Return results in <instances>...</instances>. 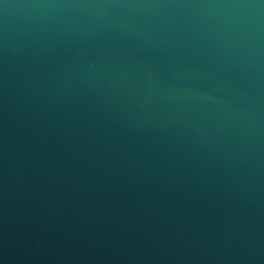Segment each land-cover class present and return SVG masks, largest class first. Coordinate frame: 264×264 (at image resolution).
Segmentation results:
<instances>
[{
	"label": "water",
	"instance_id": "obj_1",
	"mask_svg": "<svg viewBox=\"0 0 264 264\" xmlns=\"http://www.w3.org/2000/svg\"><path fill=\"white\" fill-rule=\"evenodd\" d=\"M0 264H264V0H0Z\"/></svg>",
	"mask_w": 264,
	"mask_h": 264
}]
</instances>
